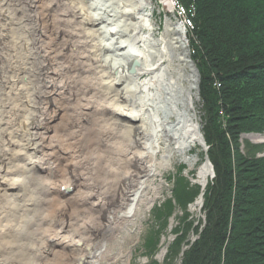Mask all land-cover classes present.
<instances>
[{"label": "bare ground", "instance_id": "6f19581e", "mask_svg": "<svg viewBox=\"0 0 264 264\" xmlns=\"http://www.w3.org/2000/svg\"><path fill=\"white\" fill-rule=\"evenodd\" d=\"M172 1L186 24L157 29L152 0H0V264H99L110 227L153 205L156 168L194 170L198 146L203 205L216 173L188 54L196 7Z\"/></svg>", "mask_w": 264, "mask_h": 264}, {"label": "trees", "instance_id": "16d2710c", "mask_svg": "<svg viewBox=\"0 0 264 264\" xmlns=\"http://www.w3.org/2000/svg\"><path fill=\"white\" fill-rule=\"evenodd\" d=\"M182 2L196 7L191 48L216 173L205 227L182 263L264 264V158L244 156L239 142L264 133V0Z\"/></svg>", "mask_w": 264, "mask_h": 264}, {"label": "rangeland", "instance_id": "374dc122", "mask_svg": "<svg viewBox=\"0 0 264 264\" xmlns=\"http://www.w3.org/2000/svg\"><path fill=\"white\" fill-rule=\"evenodd\" d=\"M152 1L154 2L153 22L157 25V29H163L167 14L175 23L186 24L182 17L185 12L177 13L176 8L174 12L172 10L168 12L162 7L164 0ZM187 19L186 17L185 20ZM188 54L191 59L193 51L189 47V42ZM199 82L200 74L198 73ZM200 104V100H196L193 111L199 124ZM254 134L259 135L260 138L253 137ZM239 142L244 156L263 158L264 133H243ZM197 154L200 161L192 171L189 170L188 165L182 164L180 159L175 157L170 164L156 168L157 172L150 180L151 186L146 192L148 198L155 196L154 189L159 190L153 205L148 209L145 204H141L134 218L125 223L116 222L110 227L114 232L107 233L109 240L105 245V256L99 264H183L185 252L199 239L201 230L206 224L205 198L200 208L194 206L202 192L201 187L193 180L196 178L198 168L206 161L200 146L192 151L191 156ZM214 179L215 176L210 184ZM33 183L40 185L37 181ZM181 186L184 189H179ZM205 194L206 190L203 193L204 197ZM192 196L195 197L190 201ZM51 206L57 208L55 203ZM70 207L73 208L71 205ZM45 208L49 210L48 206ZM70 213L67 214L71 215ZM108 214L107 212L105 217L96 219L95 223L101 224L103 228L109 227L113 220L110 217L111 214ZM149 242L153 243L151 247L148 245ZM164 250L165 255L160 257Z\"/></svg>", "mask_w": 264, "mask_h": 264}]
</instances>
